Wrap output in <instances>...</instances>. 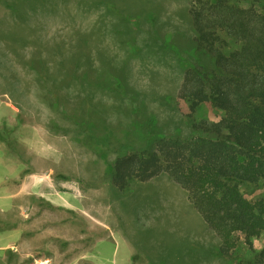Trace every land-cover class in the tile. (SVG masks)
<instances>
[{
  "label": "rangeland",
  "instance_id": "obj_1",
  "mask_svg": "<svg viewBox=\"0 0 264 264\" xmlns=\"http://www.w3.org/2000/svg\"><path fill=\"white\" fill-rule=\"evenodd\" d=\"M191 1L0 0V182L43 165L39 149L54 154L50 175L79 186L75 208L0 197V229L24 228L0 231V247L15 242L0 264H231L169 174L121 190L110 173L117 148L187 130ZM201 116L221 113L206 103Z\"/></svg>",
  "mask_w": 264,
  "mask_h": 264
},
{
  "label": "trees",
  "instance_id": "obj_2",
  "mask_svg": "<svg viewBox=\"0 0 264 264\" xmlns=\"http://www.w3.org/2000/svg\"><path fill=\"white\" fill-rule=\"evenodd\" d=\"M189 12L197 53L178 90L187 130L117 148L110 173L121 190L169 174L218 236L220 256L264 264L253 242L264 235V0H192ZM206 103L220 119L201 116Z\"/></svg>",
  "mask_w": 264,
  "mask_h": 264
},
{
  "label": "crops",
  "instance_id": "obj_3",
  "mask_svg": "<svg viewBox=\"0 0 264 264\" xmlns=\"http://www.w3.org/2000/svg\"><path fill=\"white\" fill-rule=\"evenodd\" d=\"M36 156L38 157V162L43 163V165H38L35 169L29 171L22 178H19L18 182H15L17 174L21 171H15L14 178H4L0 185L6 186V193L0 194V197L11 198L12 200H48L55 205H60L63 207L75 208L78 207V190L79 186L77 181L73 179H60L49 174V169H53V166L48 168L44 165L48 160L51 161L54 157L53 155L46 154V150H35ZM48 157V158H47ZM54 162V161H53ZM15 203L14 205H16ZM4 216H8L9 210L0 209ZM11 228H19L21 230V237L24 233V228L20 226H14ZM11 228L0 229L6 230ZM20 237V238H21ZM15 244V242H9L6 246L0 248L6 249Z\"/></svg>",
  "mask_w": 264,
  "mask_h": 264
},
{
  "label": "built area",
  "instance_id": "obj_4",
  "mask_svg": "<svg viewBox=\"0 0 264 264\" xmlns=\"http://www.w3.org/2000/svg\"><path fill=\"white\" fill-rule=\"evenodd\" d=\"M26 211V210H25Z\"/></svg>",
  "mask_w": 264,
  "mask_h": 264
}]
</instances>
